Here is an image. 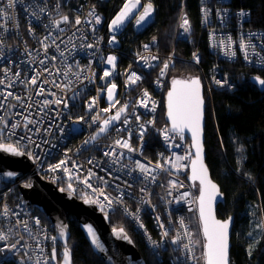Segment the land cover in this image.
Instances as JSON below:
<instances>
[{"label":"built area","instance_id":"2783aa9c","mask_svg":"<svg viewBox=\"0 0 264 264\" xmlns=\"http://www.w3.org/2000/svg\"><path fill=\"white\" fill-rule=\"evenodd\" d=\"M73 1L67 7L71 16L67 21L64 16L58 34L54 0H11V6L10 0H0V144L12 145L25 155L43 181L80 200L97 201L93 204L101 213L120 209L158 264L164 260L197 264L188 221V213L197 211V190L189 180L192 150L188 140L182 143L181 136L170 131L162 108L175 56L154 51L155 39L141 42L130 51L132 61L119 69L120 42L141 2L110 31L128 0L110 11L113 15L102 9L114 0ZM230 3L200 0V27L206 33L208 53L218 63L238 60L248 69L263 70L264 30L248 27L249 13L231 8ZM64 4L68 6V0ZM33 10V19L20 25V17L32 15ZM43 12L46 17L39 16ZM184 18L182 13L177 36L189 42L192 27L187 19L185 32ZM132 27L136 32L144 28L137 23ZM110 56L115 57L113 64L107 62ZM192 57L198 64V52ZM221 65L215 63L207 77L199 74L204 97L210 91L235 89L228 73L220 72ZM105 71L109 76L104 77ZM133 73L140 77L135 84L129 82ZM112 84L116 88L110 101ZM121 107L119 119L111 120ZM125 142L132 151L122 146ZM61 160L65 164L52 170ZM138 165L148 171L142 172ZM31 176L29 172L7 182L0 172V235L5 236L0 240L4 250L0 264H52L58 234L37 209L24 204L19 191L31 186ZM12 245L15 248L9 251Z\"/></svg>","mask_w":264,"mask_h":264},{"label":"trees","instance_id":"16d2710c","mask_svg":"<svg viewBox=\"0 0 264 264\" xmlns=\"http://www.w3.org/2000/svg\"><path fill=\"white\" fill-rule=\"evenodd\" d=\"M116 1L120 3L123 0H114V3L103 5L105 15L113 11ZM140 2L141 9L145 3L153 5V19L138 32L132 27L137 21L134 19L130 22L118 50L119 69L132 61V49L137 48L141 42L155 39L157 46L154 51L163 56L172 52L175 56L170 73L172 79H189L198 77L199 74L207 77L212 72V66L217 63L222 64L220 72L228 73L234 83L233 91L222 89L206 93L204 161L211 179L224 196L223 203L218 204L216 209L217 218L224 220L234 217L230 264H264V90H259L249 81L251 76L264 80V69H248L238 60L218 63L215 57L209 55L206 33L200 27V0ZM230 7L246 10L250 16L248 27L264 30V0H231ZM182 13L186 14L192 27V39L189 42L177 36L178 21ZM194 51L199 54L198 64L194 63L192 57ZM162 108L166 120L164 99ZM128 202L134 208L132 201ZM34 211L38 212L35 209ZM107 216L110 228L124 229L146 264H158L120 209H115ZM146 225H151L148 219ZM68 226V247L71 250L72 263L104 264L92 252L73 216L68 219ZM149 230L154 231L151 228ZM249 235H255L257 241L249 242ZM58 247L61 248L59 251L63 250L61 245ZM196 263L198 264L197 256ZM162 264L168 262L164 260Z\"/></svg>","mask_w":264,"mask_h":264},{"label":"water","instance_id":"95a60500","mask_svg":"<svg viewBox=\"0 0 264 264\" xmlns=\"http://www.w3.org/2000/svg\"><path fill=\"white\" fill-rule=\"evenodd\" d=\"M192 80L199 81V94L202 104L200 106V127H199V141L202 148V162L204 167L207 169L205 164V152H204V125H205V99L202 85L197 76L189 79L183 77H174L169 88L165 94V117L172 133L180 134L181 142L184 143L186 140L189 141L192 150V160L189 167V180L194 187L197 189V215L199 219L201 234L203 238V244L207 243L204 235L203 222L200 217V196H201V184L199 179H192V161L196 159V148L193 146L192 132L187 128L183 130L173 129L172 120L168 115V103H169V92L176 91L177 94L183 92L184 85L190 83ZM259 80H263L257 76H252L249 81L255 85L259 90H264V85L259 83ZM173 81H180V84H173ZM175 99V97H174ZM32 163L23 154L14 155L10 152L0 150V172L4 174L7 182H16L24 174L31 172ZM12 173V175H8ZM208 179L217 186L219 195H217L210 203L207 200V193L205 194V209L206 213L211 212V216L218 221H228V259L230 264V248H231V233L234 224V217L230 216L227 219H219L216 216V209L218 204L223 203L224 196L220 191L219 186L211 179L209 171L207 169ZM32 184L30 187H19V191L23 197L24 204L37 209L43 217L53 225L58 236L57 243L54 244L51 251V262L52 264H64L63 253L65 248L69 250L70 264L72 263L71 250L68 247V240L70 238V231L68 226V219L73 216L82 232L84 238L89 244L92 252L98 257V259L104 264H146L136 247L132 239L122 228L115 229L119 232L121 229L123 233L121 236H117L113 229L109 225V217L101 213L93 203H85L84 200L78 199L74 194L58 189V187L51 182H46L40 179V177L32 171ZM60 226L64 228V235H60ZM91 227L96 234L99 244L102 246L103 251L92 244L91 238L88 235L87 228ZM126 235L128 239H124ZM57 244L63 248L62 258L60 261L57 260L56 247ZM205 251L203 246V252ZM55 253V258L53 255ZM204 255V254H203ZM204 264H206L204 257Z\"/></svg>","mask_w":264,"mask_h":264},{"label":"snow or ice","instance_id":"6c2138e0","mask_svg":"<svg viewBox=\"0 0 264 264\" xmlns=\"http://www.w3.org/2000/svg\"><path fill=\"white\" fill-rule=\"evenodd\" d=\"M139 2L140 0H128V2L124 4L121 11L112 20L111 25L109 26L110 31L119 27L123 23L125 18L128 17L129 13L137 6V4H139ZM9 6H11V0ZM152 11H153V6L151 3L145 5L143 8V12L139 15L137 19V25L139 26L141 22H143L146 19V17H148L152 13ZM64 20L67 21V17H65ZM76 23L79 24L80 20L77 19ZM97 23H99V18H97ZM187 25H188V21L186 18H184L182 27H184L185 32L188 31ZM112 42L113 41H110V43ZM89 47H91V45H89ZM114 61H115V57H111V56L108 57L107 62L109 64H113ZM165 68H167V64L165 65ZM161 71H163V69ZM109 74L110 73L108 71H105L104 77L109 76ZM139 79L140 77L136 76L135 73L129 76V82L132 84H135L136 81ZM0 83H2V81H0ZM31 83L35 84L36 80L33 79ZM180 83H181L180 81H173L174 85ZM259 83L261 85H264V80H259ZM115 88H116L115 84H112L108 88V96L110 101L112 100L113 92ZM184 89L185 90L179 94L176 93L175 89L174 91L169 92L168 115L169 118L172 120L173 129H178L182 131L183 128L187 127L192 132L193 146L196 148V159L192 161V172H193L192 179H199L201 184L200 217H201V221L203 222L204 235L207 240V243L204 245L205 261L206 264H229V259H228L229 222L218 221L214 219V217L211 216L210 208L207 213L205 209V194L207 193V200L210 205L211 201L217 195H219V191L217 189V186L208 179L207 169L204 167V164L202 162V156H201L202 148L199 141V127H200V116H201L200 106L202 104V101L200 99V94H199V81L198 80L190 81V83L184 85ZM144 95L147 96V92H145ZM56 102L60 103L59 100H57ZM94 102L95 101H93V103ZM45 103H47V101H45ZM104 111H108V109H104ZM123 111L124 108L121 107L119 111L116 113V115L112 116L110 119L113 121L118 120L120 117V113ZM108 123H109L108 120L104 121L105 126H107ZM100 131L103 132L104 127H101ZM93 139H95V137H93ZM117 144L119 145L120 142L117 141ZM122 146L128 148L129 151H132L131 147L127 144V142H125ZM0 150L5 152H10L14 155H21V153L17 152L16 148H14L12 145L0 144ZM63 164H65V161L61 160L60 163L54 166L52 170L59 168ZM138 167H140L142 172L146 173L148 171V169H145L143 165H138ZM157 167H160V165H157ZM8 175H12V173H8ZM152 179H155V177H152ZM105 199L108 200L109 198L105 196ZM85 203H97V201H90L89 199H85ZM111 203L112 201L109 200V204ZM101 208H103V205H101ZM161 227H163V225H161ZM113 231L116 233L117 236H121L123 233L122 229L119 232H117L115 229ZM87 232L89 237L91 238L92 244L95 245L97 248H100L101 251H103V248L99 244L93 229L91 227H88ZM60 235L61 236L64 235V228L62 226H60ZM165 235H167V233H165ZM123 238L128 239L126 235H124ZM0 240H5V236L0 235ZM172 243L177 244L178 241L173 240ZM183 247L186 250L189 249L188 244H184ZM13 248H15V245H12L9 248V251H11ZM3 251H4L3 249H0V252ZM53 258H55V253L53 255ZM63 258H64V264H70V254L67 247L64 250Z\"/></svg>","mask_w":264,"mask_h":264},{"label":"rangeland","instance_id":"374dc122","mask_svg":"<svg viewBox=\"0 0 264 264\" xmlns=\"http://www.w3.org/2000/svg\"><path fill=\"white\" fill-rule=\"evenodd\" d=\"M71 3L74 4V1L73 0H68V6H66L64 4V0H58V1L57 0H54V2H53L54 8H53L52 12H54L55 9H58V12H54V14L55 13L56 14L53 16V20L55 21L56 33H58V34L61 31L60 30V27L63 26L62 20H63L64 16H66L68 19L71 16V12H68V10H67V7H69L71 5ZM147 4L148 3L143 4V7H142L140 13H138L136 15H133V20L135 19V22L137 21L139 15L143 12L144 6L147 5ZM56 6L62 7L63 10H64L63 13L60 11V7L56 8ZM4 10H5L4 16L6 17V16H8V8L7 7H4ZM46 13L47 12H43L39 16L46 17ZM33 15H35V11L34 10L32 12V15L31 14H28L27 17H22L21 16L20 17V20H19L20 25L26 24L28 22V20H30V18L33 19ZM109 15H113V12H111ZM153 15H154V7H153L152 13L148 17H146V19L143 22H141V23L144 26H147L151 22V20L153 19ZM60 16H63V17H60ZM9 32H10V30H9ZM5 33L7 34V30L6 29L4 30V34ZM49 45H50V43H49ZM32 169H33V166H32ZM32 171H34V170H31L30 173H32ZM31 178H32V176H31ZM75 194H77V193H75ZM188 221L191 223V233H192L191 235H192V239H193L194 244H195L197 262H198V264H204V255H203L204 254V252H203V246H204V244H203V238H202V234H201V229H200V224H199V219H198L197 213L196 212H190V213H188ZM249 236H250L249 237V242L255 243L257 241L256 238H255L256 237L255 235H249ZM58 246H59V244H57V246H55V247H56V253H57V260L60 261L61 258H62V256H61L62 254H61V250L59 251V248L60 247H58Z\"/></svg>","mask_w":264,"mask_h":264},{"label":"clouds","instance_id":"9594fccd","mask_svg":"<svg viewBox=\"0 0 264 264\" xmlns=\"http://www.w3.org/2000/svg\"><path fill=\"white\" fill-rule=\"evenodd\" d=\"M125 0H123V1H121L120 3H119V1L116 3V6H115V9H114V12L123 4V2H124ZM140 11H141V8H140V10H138L134 15H136V14H138V13H140ZM132 20H133V16L131 17V19L129 20V23H128V28L130 27V22H132ZM137 23V22H136ZM135 24V23H134ZM142 24V23H141ZM143 25V24H142ZM133 26V25H132ZM144 26V25H143ZM128 28H127V30H128ZM127 32V31H126ZM199 78V77H198ZM168 88H169V86H168ZM168 90V89H167ZM167 92V91H166ZM166 94V93H165ZM204 99H205V97H204ZM164 100H165V96H164ZM205 105H206V103H205ZM196 188V187H195ZM197 190V189H196ZM197 201V200H196Z\"/></svg>","mask_w":264,"mask_h":264},{"label":"bare ground","instance_id":"6f19581e","mask_svg":"<svg viewBox=\"0 0 264 264\" xmlns=\"http://www.w3.org/2000/svg\"><path fill=\"white\" fill-rule=\"evenodd\" d=\"M238 64H240V63H238Z\"/></svg>","mask_w":264,"mask_h":264}]
</instances>
